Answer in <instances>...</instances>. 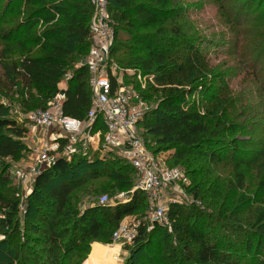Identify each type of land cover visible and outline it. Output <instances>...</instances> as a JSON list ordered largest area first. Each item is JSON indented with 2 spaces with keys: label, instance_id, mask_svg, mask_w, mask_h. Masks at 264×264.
Wrapping results in <instances>:
<instances>
[{
  "label": "trees",
  "instance_id": "1",
  "mask_svg": "<svg viewBox=\"0 0 264 264\" xmlns=\"http://www.w3.org/2000/svg\"><path fill=\"white\" fill-rule=\"evenodd\" d=\"M56 1L30 11L26 22L17 26L24 35L38 23L46 28L32 42L39 45L38 54L25 53L6 66L17 80L8 91L18 96L25 113L46 109L62 93L63 115L84 120L91 94L88 71L79 64L90 46L92 6L90 0ZM210 1L221 13L228 11L229 33L237 38L234 42L228 38L227 43L234 45L233 56L242 66L244 78L257 86V99L264 105V33L252 29L251 38L240 41L237 29L246 20L243 13L248 8L264 11V0ZM180 2L107 0L113 27L109 56L110 63L118 68L153 78L144 89L134 75L128 79L151 106L139 121L138 131L146 149L161 158L166 167L185 168L190 182L186 192L201 205L172 204L167 211L172 230L155 225L148 231V202L144 193L132 191L136 180L133 167L115 151L101 155L100 150L88 149L69 159L59 158L34 179L24 227L31 223L38 237L22 243L19 221L13 219L18 202L8 174L12 165L4 160L17 162L23 158L28 150L22 140L29 128L0 103V213L5 218L0 219V233L8 229L0 241V264H69L72 252L88 249L87 240L112 242L121 221L132 216L138 218L135 221L139 225L132 245L123 247L129 253L126 264H264V257L256 255L259 250L264 252V210L255 220L250 198L236 195L244 189L241 167L251 168L254 163L244 156L253 151L240 150L237 138H225L246 128L226 117L225 104L233 105L236 98H230L228 86H215L225 67L212 64L207 53L197 48L200 36L195 28L189 22L181 23L189 5ZM13 30L2 34L3 41L13 37ZM66 76L67 88L61 90L59 83ZM15 86L18 90L13 91ZM202 96L211 107L195 103L194 99ZM165 152H169L170 164L162 156ZM226 158L232 162L233 179L224 180L218 167ZM197 162L203 165L199 167ZM102 179L112 181L114 191L124 193L127 200L74 210L73 204L96 192L94 183ZM253 220L254 226L244 225Z\"/></svg>",
  "mask_w": 264,
  "mask_h": 264
},
{
  "label": "rangeland",
  "instance_id": "2",
  "mask_svg": "<svg viewBox=\"0 0 264 264\" xmlns=\"http://www.w3.org/2000/svg\"><path fill=\"white\" fill-rule=\"evenodd\" d=\"M49 2L54 3V0H0V103L8 108V113L16 117L21 125L29 128L28 134L22 140L28 150L24 153L23 158L17 162H11L9 159L4 160L5 164L12 165L8 174L11 178L12 186L14 185L15 187L14 198L18 202L17 215L13 219L19 221V240L22 243H24L26 239L33 240L38 237L37 233L34 232L35 228L31 223L28 224L27 227H24L25 215H28L27 198L32 193L33 182L31 183V186L27 185L26 187H22L18 185L14 172L17 169H21L31 164L32 161L36 159L39 150V144L36 138L37 135H41V132L37 133L36 136L32 134V126L27 118L32 110L28 113L22 111L19 106L18 96L13 95L12 91H8V87L13 83L15 85L17 80L13 77L9 69H6V66L9 67L10 63L18 61L19 56L25 53H29L30 55L38 54L39 45H34L32 42H35L38 37L42 36L43 30L46 27H44L43 23H38L34 25L26 35H24L25 32L21 30L22 28L18 31L17 26L24 21L26 22V15L30 11ZM58 3H60V0L59 2L56 1V4ZM180 3L189 5L188 13L186 16L182 17L181 23L189 22V24L195 28V32L200 36V40H198L199 42L195 43L197 48L200 51L207 53L212 64H219L225 67V69L222 67V70L219 72L223 73V75L220 76V79L215 80L217 83L215 86H228L229 95L232 94L230 98H236L233 105H228L227 107L225 104L223 109L226 111L225 115L228 119L233 118L234 122L240 123V125L245 126L246 129L229 134L225 136V138L226 140L237 138L240 150L246 152L253 151L250 153L247 152L248 155L244 156V158L247 157L246 159L248 161L254 163L251 168L241 167L244 172V189L243 191L236 192V195L239 196L243 194L246 198H250L252 208L255 210L254 217L256 220L257 214L264 210V164H261L264 163V105L261 104V100L259 101L257 99V86L254 82L250 81V78H244L242 73L243 68L239 65V61L235 60V57L233 56L234 45L227 43L228 38L231 42L233 39L237 38V35L233 38L234 36H232L231 32L229 33L231 24L229 23L230 19L228 18V11L221 13L218 6L214 5L213 1L210 0H182ZM12 10L14 11L13 13L10 12ZM243 14L246 20L242 22V26L237 27L240 31V41L249 40L251 38L250 34L253 33L254 29L264 33V22L263 24L259 23L260 21H264V11L258 12L255 10V7H253L251 10L248 8L247 12ZM11 29H16L13 30V39L11 38V40L8 37L6 39L8 42L3 41L2 34H6V31H11ZM6 45H9L10 48L6 49ZM67 81V78L64 77L59 83V87L65 86L64 89H66ZM131 85L135 87L134 84ZM16 90H18L17 87H13V91ZM206 98L207 97L202 96V98H195L194 101L197 105H201V107L205 108L207 106L209 108L211 105ZM100 154L109 155L108 152L102 151H100ZM112 154L114 155V153ZM162 156L167 159L169 164L171 163L169 152L162 153ZM202 165L203 163L199 164L197 162V166L200 167ZM218 165V167L221 168L224 180H228L230 177L233 179L231 172L232 162L229 159H224ZM192 167L194 168L196 166L193 165ZM180 169L183 172L185 171V168L183 167H180ZM112 185L113 182L107 179L95 182L94 187L97 191L84 196L79 202H75L73 204L74 210L81 212L90 206L99 205L98 198L102 195H107L109 204L112 203V205H114L115 202H125L127 197H122V195L125 194L120 193L117 190L114 191ZM0 219H5L2 213H0ZM135 219L137 220L138 218L132 216L127 217L122 221L128 222ZM254 224H256V222L253 220L249 224L244 225L250 228L254 226ZM7 232L8 229L3 228L0 233V241L5 239V233ZM171 240H174L172 236ZM87 242L90 245L87 246L89 251L85 247L83 249H78L77 253L72 252V259L69 264H89V262L95 258V252L98 250H101L102 252L100 253V256H96L98 259L95 260L94 264H126L129 253L128 251L123 250V247H129L132 245V243L130 245L121 244L122 252H120L117 263L119 247L116 246V244L113 242H91L90 240H87ZM29 247L31 249L35 248V246L31 245ZM91 248H93L92 253ZM38 250H40V247ZM256 255L264 257V252L259 250L256 252ZM85 260L87 261L85 262Z\"/></svg>",
  "mask_w": 264,
  "mask_h": 264
},
{
  "label": "built area",
  "instance_id": "3",
  "mask_svg": "<svg viewBox=\"0 0 264 264\" xmlns=\"http://www.w3.org/2000/svg\"><path fill=\"white\" fill-rule=\"evenodd\" d=\"M90 4V46L85 59L79 64L86 67L89 74L91 99L86 118L79 120L63 115L62 93H58L46 109L30 112L27 118L32 126V134L36 136L38 131L42 133L36 138L39 150L36 159L17 169L14 175L18 185L31 186L42 169L53 166L61 157L69 159L75 153H87L88 149L115 151L135 171L132 191H140L147 198V230L159 225L171 231L168 207L194 202L186 192L190 182L180 168L166 167L161 158L154 157L146 149L137 126L150 106L128 81L134 71L120 69L110 63L113 27L107 0H90ZM66 78L69 79L68 76ZM134 78L140 89L145 88L147 81L152 83L151 76L135 74ZM61 141H64L63 145ZM98 203L109 204L107 195L100 196ZM194 203L200 206L198 201ZM138 225L135 220L122 221L112 234V242L130 245L137 235Z\"/></svg>",
  "mask_w": 264,
  "mask_h": 264
},
{
  "label": "crops",
  "instance_id": "4",
  "mask_svg": "<svg viewBox=\"0 0 264 264\" xmlns=\"http://www.w3.org/2000/svg\"><path fill=\"white\" fill-rule=\"evenodd\" d=\"M64 87H65V86H60L59 89L62 90V89H64ZM38 132L40 133L41 131H38ZM41 135H42V133H41ZM41 135H40V136H41ZM93 245H99V244H93ZM93 245H92V247H93ZM100 246H101V245H100ZM116 246L119 247V251H118V253H117V256H118V255L120 256V252H122V250H121L122 247H121V245H119V244H116ZM92 249H93V248H91V253H92ZM101 249H102V248H101ZM97 250H98V249H97ZM102 250H103V249H102ZM101 252H102L101 250H98L97 252H95V258L92 259L91 262H89V264H94L95 260L98 259V258H96V256H98V255L100 256V253H101ZM109 256H110V255H109ZM103 257H105V256H103ZM99 258H101V257H99ZM111 258H112V257H111ZM87 260H88V259H87ZM87 260H85V262H86ZM85 262H84V263H85Z\"/></svg>",
  "mask_w": 264,
  "mask_h": 264
}]
</instances>
